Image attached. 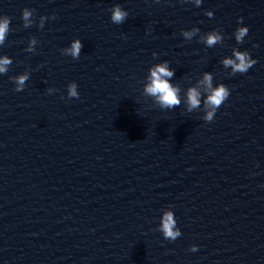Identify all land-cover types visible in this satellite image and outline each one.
Here are the masks:
<instances>
[{"label": "water", "instance_id": "1", "mask_svg": "<svg viewBox=\"0 0 264 264\" xmlns=\"http://www.w3.org/2000/svg\"><path fill=\"white\" fill-rule=\"evenodd\" d=\"M5 15L0 264H264V0H0ZM236 52L257 63L234 72ZM164 61L173 108L144 91ZM205 73L231 89L211 122Z\"/></svg>", "mask_w": 264, "mask_h": 264}, {"label": "clouds", "instance_id": "2", "mask_svg": "<svg viewBox=\"0 0 264 264\" xmlns=\"http://www.w3.org/2000/svg\"><path fill=\"white\" fill-rule=\"evenodd\" d=\"M159 2V0H157ZM201 0H197L199 4ZM29 12L25 10L23 12V17L27 19ZM128 12L121 8L120 5H114L111 13V21L115 24H122L128 18ZM209 17L214 15L213 11L207 13ZM10 19L5 15L0 17V42H3L6 33L9 30ZM238 25H241L237 28L235 32V38L238 42H241L243 38L248 34L249 28L243 24V17H240L238 20ZM185 36H190L191 33L185 32ZM222 37L215 32L209 34L207 39L208 45L215 44ZM83 47L81 41L76 40L73 42L72 47L69 49L71 55L74 58H79L80 49ZM156 54V53H154ZM9 63V60L5 57L0 59V72L6 70V65ZM257 61L250 57V54L247 52L235 53V59H226L224 61L225 66H231L234 72L247 73L250 68H252ZM174 75V70L171 69L167 61L162 62L161 64L155 65L150 69L149 75L147 77V82L144 87L146 94L154 97L159 105L163 108H173L178 106L181 103L180 99V89L177 85L171 83L170 79ZM27 79L26 76H21L19 78V84L22 86L24 81ZM205 85L208 90V95L205 100L206 106V115L203 117L205 122H211L215 118L219 108L225 101L229 98L231 94V89L228 88L225 84H218L215 87L212 85V76L210 73H205L203 81L201 82ZM68 98L72 97L79 98L80 93L77 91L78 84L74 81L68 86ZM20 89H18L19 91ZM56 90L54 88L48 89L49 94L54 93ZM63 98V97H61ZM187 103L189 105V111L198 107L201 103V93L198 88H190L187 94ZM175 212L172 210V207H169V210L166 212L163 218V237L168 240L175 241L178 237L182 235V231L178 226V222L174 220ZM198 245H192L189 249L190 251H197Z\"/></svg>", "mask_w": 264, "mask_h": 264}]
</instances>
